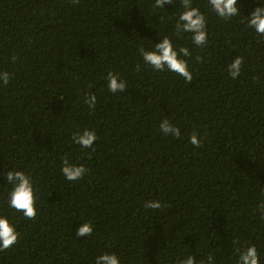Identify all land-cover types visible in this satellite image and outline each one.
Here are the masks:
<instances>
[{
    "label": "trees",
    "instance_id": "1",
    "mask_svg": "<svg viewBox=\"0 0 264 264\" xmlns=\"http://www.w3.org/2000/svg\"><path fill=\"white\" fill-rule=\"evenodd\" d=\"M154 3L0 0V72L12 77L0 82V215L20 233L0 264H95L102 253L121 264L189 255L236 264V249L249 245L264 264V36L246 26L264 0H237L240 16L228 21L192 0L207 21L203 47L191 33L174 35L181 0ZM165 36L191 52V83L144 64L138 49ZM237 56L244 64L232 79ZM109 71L125 92L108 90ZM86 93L97 97L93 112ZM165 118L179 139L160 132ZM85 128L98 137L94 152L72 142ZM193 132L201 147L189 143ZM64 156L88 174L66 180ZM8 171L30 174L35 220L8 206ZM149 200L164 207L146 209ZM85 222L93 234L77 237Z\"/></svg>",
    "mask_w": 264,
    "mask_h": 264
},
{
    "label": "clouds",
    "instance_id": "2",
    "mask_svg": "<svg viewBox=\"0 0 264 264\" xmlns=\"http://www.w3.org/2000/svg\"><path fill=\"white\" fill-rule=\"evenodd\" d=\"M78 2V0H73ZM173 0H155V8H163L165 4H171ZM212 11L222 18L224 21L230 20L232 17L240 16V7L237 0H208ZM181 7L184 9L176 21L174 35L180 37L182 33H191L192 42L197 47H203L208 42L207 21L205 15L201 13L199 8L192 5V0H181ZM247 27L253 29L256 34L264 36V6L256 7L251 13L250 18L246 19ZM140 56L146 66L151 67L154 71L174 72L182 77L186 83H191L193 80L192 72L189 69L188 60L186 57L191 56V52L187 47H174L172 40L165 36L156 43L152 50H145L143 47L138 49ZM12 61L16 57H11ZM197 62H202V57L196 56ZM244 64V58L237 56L228 65L227 71L232 79H236L241 74V69ZM141 70L140 65H136V71ZM11 74L7 71L0 72V82L7 86L11 79ZM107 80L108 90L115 94L117 92H125L127 90V82L120 78L117 73L109 71L105 77ZM91 87V85H89ZM84 103L88 105L89 111L93 112L97 105V97L95 93H86ZM159 130L164 135H171L179 139L181 130L174 126L165 118L159 124ZM72 142L79 145L81 149H92L95 151L94 143L98 137L94 130L83 129L72 134ZM189 143L193 147H201L202 141L198 134L193 132L189 137ZM62 167L60 171L68 181H79L89 169L84 164L71 163L67 156L61 157ZM7 182L12 185L11 191L8 194L7 202L11 209L17 212H22L23 216L28 220H35L37 216L36 200L37 195L34 190L33 180L30 174L23 171H8L6 175ZM146 209H162L164 205L159 200L145 201ZM260 211L264 213V203L260 205ZM264 218V216H262ZM93 225L89 222L83 223L82 226L76 229L77 237H88L93 234ZM20 233L16 231L15 226L9 219L0 215V252L12 248L19 242ZM238 259L236 264H260V257L255 245L246 247H238L236 249ZM213 257L209 255L207 261H197L192 255L186 259L178 260L177 264H212ZM95 264H121L115 253H102L95 259Z\"/></svg>",
    "mask_w": 264,
    "mask_h": 264
}]
</instances>
